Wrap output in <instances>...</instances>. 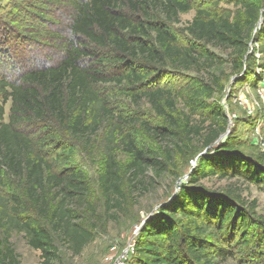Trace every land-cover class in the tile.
I'll use <instances>...</instances> for the list:
<instances>
[{
  "label": "trees",
  "instance_id": "obj_1",
  "mask_svg": "<svg viewBox=\"0 0 264 264\" xmlns=\"http://www.w3.org/2000/svg\"><path fill=\"white\" fill-rule=\"evenodd\" d=\"M44 1L64 5V0ZM65 1L72 8L69 30L73 39L57 65L32 68L17 81L5 76V62L0 65V264H21L11 243L14 233L24 234L29 247L41 253L43 264H58L60 260L51 230L69 244L74 255L81 254L94 240L87 226L76 224L70 209L76 199L89 203L90 185L81 171L66 166L75 162L69 135L91 142L108 124L99 183L109 202H119L123 196L116 146L129 157L127 167L133 180L158 164L151 162L140 145L134 126L137 121L115 115L110 107L113 93L105 85L137 86L138 97L134 93L131 96L146 98L166 116L164 107H174V95L162 84V70L156 65L161 67L167 59L176 64L190 63L196 49L180 48L175 36L158 23L150 25L156 38L149 39V28L123 9H140L152 2L175 13L196 10L189 27L195 39L240 50L246 29L258 24L264 9V0H234L239 11L223 17L196 8L188 0ZM92 45L98 49L96 53L90 52ZM106 63L115 70L108 71ZM184 79L186 95L182 98L186 105L205 109L202 99L212 98L214 90L198 79ZM211 111L212 117H204L205 129L192 130L196 135L207 131L206 147L214 145L225 132L219 124L223 121L226 125L224 114ZM155 131L160 133L158 128ZM198 168L200 172L190 177L179 197L162 206L142 229L136 246L137 264H225L239 259V253L248 246L242 227L248 219L233 194L197 185L207 176L235 177L238 172L234 171L251 178L248 162L233 144L224 143L200 158ZM251 205L255 210L254 201Z\"/></svg>",
  "mask_w": 264,
  "mask_h": 264
},
{
  "label": "rangeland",
  "instance_id": "obj_2",
  "mask_svg": "<svg viewBox=\"0 0 264 264\" xmlns=\"http://www.w3.org/2000/svg\"><path fill=\"white\" fill-rule=\"evenodd\" d=\"M188 1L196 8H205L223 17L234 16L240 9L234 0ZM71 9L65 0L62 6L44 0H0V65L5 62L7 67L3 72L10 81L19 80V76L32 68L55 66L64 58L66 44L73 39L69 30ZM123 10L148 28L156 23L165 25L180 48L194 47L196 51L190 63L176 64L167 59L161 67L156 65L162 70V84L174 95V107H164L166 116H161L146 98H137V86L134 89L114 83L105 85L113 93L110 107L115 115L137 121L134 126L140 145L151 162L158 163L150 166L143 177L133 180L127 167L129 157L122 147L116 146L115 156L123 184L119 202L107 201L99 183L108 124L91 142L68 136L75 162L66 166L81 171L90 185L89 203L76 199L70 209L76 216V224L87 226L95 237L81 254L74 255L69 244L51 230L59 251L58 264H137L136 246L146 223L162 206L178 198L190 177L200 172V158L224 143L233 144L248 162L253 175L249 178L234 171L238 172L235 177L230 174L207 176L197 185L233 194L248 219L242 227L249 244L238 258L246 264H264V9L258 24L246 29L241 50L220 42L195 39L189 27L196 10L175 13L152 2L140 9ZM148 35L155 40L156 33L150 28ZM89 50L96 53L98 49L92 45ZM109 54L115 57L114 51ZM107 70L115 69L109 63ZM184 76L198 79L214 90L212 98L202 99L205 109L191 108L184 102ZM132 93L137 97L131 96ZM10 108L9 101L5 106L6 120ZM211 110L224 114L226 125L223 121L219 124L225 127V132L214 145L206 147L207 131L196 135L192 130L205 129L203 120L213 116ZM157 128L160 133L155 131ZM253 201L255 210L251 205ZM11 243L21 264H43L41 253L29 247L24 234L14 233ZM239 259L225 264H242Z\"/></svg>",
  "mask_w": 264,
  "mask_h": 264
}]
</instances>
